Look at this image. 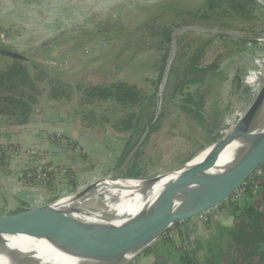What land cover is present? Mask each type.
<instances>
[{"label": "rangeland", "instance_id": "obj_1", "mask_svg": "<svg viewBox=\"0 0 264 264\" xmlns=\"http://www.w3.org/2000/svg\"><path fill=\"white\" fill-rule=\"evenodd\" d=\"M247 2L250 12L227 0H0V46L29 56L73 88L126 81L146 100L124 110L113 101L82 103L78 93L62 99L55 108L67 114L55 123L76 124V130L65 127L67 137L55 124L36 127L37 142L19 150L34 147L46 161H9L14 179L20 183L25 171L47 165L41 190L63 198L108 176L146 177L184 163L240 108L231 128L264 84V0ZM200 9L207 15L196 14ZM163 27L172 30L170 43ZM8 60L0 56V69ZM194 62L199 70L191 68ZM40 88L45 106L48 79ZM131 114L134 129L127 130L123 121ZM1 140L0 146L14 144Z\"/></svg>", "mask_w": 264, "mask_h": 264}, {"label": "water", "instance_id": "obj_2", "mask_svg": "<svg viewBox=\"0 0 264 264\" xmlns=\"http://www.w3.org/2000/svg\"><path fill=\"white\" fill-rule=\"evenodd\" d=\"M0 55L35 66L29 56L16 50L0 46ZM263 102L264 93L258 100V106L241 118L234 131L222 138L233 118L241 111L240 108L235 110L196 151L188 155L184 163L154 175L131 177L129 179L139 181L133 187L114 186L120 190L143 191L153 187L162 177L175 174L152 205L144 206L121 224H116L120 218L97 216L99 212L96 211L109 210L104 205L105 195L101 194L98 199L84 205L88 209L54 207L60 199L57 198L29 201L17 209L2 210L0 230L29 234L28 228L16 224L47 228L52 235L46 236L71 258L83 263L96 260L105 264H130L176 223L194 218L227 201L264 164V129L259 130L264 121V111L260 110ZM209 147L201 162L188 166ZM223 153L229 158V163L217 168ZM108 177L117 181L123 179ZM105 178L81 190H90Z\"/></svg>", "mask_w": 264, "mask_h": 264}, {"label": "flooded vegetation", "instance_id": "obj_3", "mask_svg": "<svg viewBox=\"0 0 264 264\" xmlns=\"http://www.w3.org/2000/svg\"><path fill=\"white\" fill-rule=\"evenodd\" d=\"M241 187L238 197L232 195L205 219L196 216L173 225L158 246L147 248L142 257H153L152 264H216L218 257V264H264V164ZM190 220L195 221L188 226ZM199 225L205 227L201 237ZM179 229L184 234L178 246L173 235ZM198 248V254L209 256L207 260L198 259ZM139 257L131 264H137Z\"/></svg>", "mask_w": 264, "mask_h": 264}, {"label": "trees", "instance_id": "obj_4", "mask_svg": "<svg viewBox=\"0 0 264 264\" xmlns=\"http://www.w3.org/2000/svg\"><path fill=\"white\" fill-rule=\"evenodd\" d=\"M248 1V0H247ZM246 0H227L228 3L235 7H241L245 11L250 12L251 5ZM204 11V12H203ZM207 15L204 9L198 10L197 13ZM164 41L171 42L172 30H167L163 27ZM168 54V53H167ZM167 54L162 59V72L165 70L167 62ZM1 56V55H0ZM192 60L197 61V56L194 55ZM191 68H198V62H194ZM48 79L50 89L47 97L51 100H71L73 94L81 95L82 103H97L99 101H113L119 104L122 109L144 106L146 103L143 90L135 84L126 81L116 82H101L97 84L82 85L73 88L72 85L51 78L45 72L40 70L37 63L35 66L28 65L21 60L9 58V63L5 68L0 69V117L7 118L13 125L26 124L30 122L41 105V96L43 90L40 88V83ZM197 82L198 80H192ZM147 99V98H146ZM88 112H83L84 119L88 116ZM89 114L95 115L94 111ZM136 114H131L123 121L127 130L134 129L131 118ZM105 120L107 118L104 117ZM133 127V128H132ZM9 145V144H8ZM18 146L19 144H12ZM13 146L7 147L11 150ZM76 146V145H75ZM10 162L5 161V156H0V168L6 169Z\"/></svg>", "mask_w": 264, "mask_h": 264}, {"label": "bare ground", "instance_id": "obj_5", "mask_svg": "<svg viewBox=\"0 0 264 264\" xmlns=\"http://www.w3.org/2000/svg\"><path fill=\"white\" fill-rule=\"evenodd\" d=\"M263 93L264 84L262 85L260 93L255 101L252 102L246 113L258 106V100ZM260 110L264 111V102L260 107ZM239 121L229 128L222 138L234 131ZM262 129H264V121L263 124L261 123V128L259 130ZM209 150L210 147L188 166L201 162ZM228 163L229 158H226V154L223 153L220 157L217 168ZM174 178L175 174L162 177V179L153 187L140 191L120 190L114 188V186L118 185L121 187L136 186L139 184V181L137 180L127 178L117 181L108 177L98 182V184L90 190H82L81 192L79 191V193L60 198L53 206L62 209H68L74 206L87 208L84 206L87 202L94 201L99 198L98 196L104 194V205H106L109 210H106L105 212L96 211L99 212L97 216H103L107 219L120 218L116 224H121L125 222L128 217L139 212L144 206L152 205L162 194H159V192ZM100 186L104 188L98 192H94V190ZM145 194H147V196L149 195V197H146ZM16 226H24L28 228L29 234H16L11 231L0 230V264H105L96 260H91L89 263H83L67 256L52 243L53 240L51 241V239L46 236L47 234L52 235V232L47 228L44 229L29 224H16Z\"/></svg>", "mask_w": 264, "mask_h": 264}, {"label": "crops", "instance_id": "obj_6", "mask_svg": "<svg viewBox=\"0 0 264 264\" xmlns=\"http://www.w3.org/2000/svg\"><path fill=\"white\" fill-rule=\"evenodd\" d=\"M9 63V60L7 61ZM46 103L45 106L41 104L38 107L37 112L33 116L32 120L26 124H20V125H13L10 120L4 117H0V139H4L8 142L16 143V144H27V145H33L35 142H37L38 138L40 137L36 132V127H42V125L48 126L51 124L55 129H58L60 131H64L65 135L67 137L69 136L68 131L76 130V124L73 125H60L59 123L56 124L55 121H63V118L66 117L67 112H64L61 108H55L56 104L60 105L62 103V100H51L47 96H45ZM43 102V98L41 100ZM39 115V118H37ZM50 125V126H51ZM69 127V129H64L65 127ZM44 129V128H39ZM48 129V128H45ZM67 131V132H66ZM4 140H1L4 142ZM79 142V140H77ZM82 142V140H81ZM83 143V142H82ZM84 144V143H83ZM82 144V145H83ZM84 146L87 148L89 145L84 144ZM10 166V165H9ZM7 166L6 169L0 168V211L2 210H13L17 209L25 204H27V199L30 194L34 191L32 188H28V186L22 184L21 182L18 183L14 179V169L12 170L11 167ZM36 194V193H35ZM41 194L43 195V198L45 200L52 199L49 195L46 194L45 190H42ZM36 201L33 199V202ZM5 206V207H4ZM228 219H222L223 222L227 221ZM195 221V220H194ZM193 220H190L187 222V225L189 226L191 222H194ZM184 227V225H182ZM200 237L203 236L205 233V227L204 225H199L198 227ZM184 234V231L179 229L174 235L173 240L175 242V245H181L183 243L182 236ZM199 248L196 250L198 254ZM198 259H208L207 254H198ZM219 260L221 261V258L218 257L216 259V264L219 263ZM154 261L153 257H142V254L140 255L139 261H137V264H152ZM161 264V263H160ZM163 264V263H162ZM165 264V263H164Z\"/></svg>", "mask_w": 264, "mask_h": 264}, {"label": "built area", "instance_id": "obj_7", "mask_svg": "<svg viewBox=\"0 0 264 264\" xmlns=\"http://www.w3.org/2000/svg\"><path fill=\"white\" fill-rule=\"evenodd\" d=\"M0 147H1L0 155L4 153L3 155L5 156V160H7V162L13 161V159H14L17 163H20L19 158L22 160H23V158H25L26 159L25 162L29 163L30 165H32L35 162L40 161V160L46 161L45 158H46L47 154L41 153V152L38 153V149H34V147L31 148V146L22 148L21 150H19L21 148L20 145H18V147L13 146L15 148H13L12 150L13 151L15 150L14 151L15 155L10 154V152L7 151L6 146L1 145ZM40 167L42 168L43 173H41V168L39 170H37L36 168L31 169L32 172L30 170L25 171L24 172L25 174H23L24 176L22 177V180L20 181L22 184L28 186V188L30 187L34 190H37L36 194H35V192H33L34 194L32 193L28 196L27 202L33 201V199H35L37 201L44 199L43 195L41 194V192H42L41 189H42V186H44L46 184V182L48 180V175L50 176V173H48L47 170H45V168H44V167H46V169H47L48 168L47 165L40 166ZM39 183H43L44 185H39ZM244 186H245V184L242 185L241 188H243ZM240 193H241L240 189H238L234 192L233 195H234V197H238V195ZM213 209L207 210V211L201 213L200 215H198L197 217L203 220L207 217V215Z\"/></svg>", "mask_w": 264, "mask_h": 264}]
</instances>
